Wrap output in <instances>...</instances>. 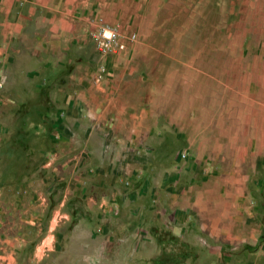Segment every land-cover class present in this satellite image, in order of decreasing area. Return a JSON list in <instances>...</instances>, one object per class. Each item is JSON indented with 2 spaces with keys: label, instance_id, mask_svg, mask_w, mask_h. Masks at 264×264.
I'll list each match as a JSON object with an SVG mask.
<instances>
[{
  "label": "rangeland",
  "instance_id": "obj_1",
  "mask_svg": "<svg viewBox=\"0 0 264 264\" xmlns=\"http://www.w3.org/2000/svg\"><path fill=\"white\" fill-rule=\"evenodd\" d=\"M56 1L30 0L23 31L3 39L0 257L9 242L15 250L0 264H217L195 232V213L210 206L199 192L264 180V0H76L63 15ZM71 74L106 85L113 174L99 190L82 161L70 189L51 184L53 98L78 90ZM23 178L43 195V227L23 229L18 212L9 224ZM101 201L102 220L91 212ZM179 216L186 233L173 229ZM237 249L223 252L238 259Z\"/></svg>",
  "mask_w": 264,
  "mask_h": 264
},
{
  "label": "crops",
  "instance_id": "obj_2",
  "mask_svg": "<svg viewBox=\"0 0 264 264\" xmlns=\"http://www.w3.org/2000/svg\"><path fill=\"white\" fill-rule=\"evenodd\" d=\"M12 1L0 0V39H2L0 41V63L4 61L7 56L6 53H8L3 39L9 41L18 36L23 31V25L28 21L27 13L23 8L28 5L30 0H19L21 5L17 12L13 9ZM75 2L76 0H57L56 7H60V9L57 8L55 12L63 15V7L75 6ZM69 76L70 85L76 83L79 87L78 90L71 93L62 91L63 94L58 92L53 98L55 104L62 107L55 110L59 120L54 125L52 139L56 142L54 145L58 147H56L55 152L54 169L51 172V184L59 185L67 179L65 187L70 189L71 183H74L77 177L73 174L78 171V166L82 161V173L89 176V179L99 175L96 183L100 187L91 186V190H99L102 178L106 182L107 177L113 174L108 162L107 149L109 148L106 136L107 129H105L106 110L103 108L107 94L106 85L105 82L104 84H91L89 78H74L72 74ZM29 84L34 85L37 90L42 86L38 80ZM64 133H68V138H64ZM76 148H79V157H74L75 155L70 158L65 157L67 151ZM45 179L47 178L45 177ZM30 181L29 178H23V189L19 196V198H23V205H21V199H13L12 207L8 209L10 212L9 224L16 223L13 214L18 212L21 217L17 222L23 225V229L34 224L43 227L44 223L43 195L32 187ZM46 181L42 179L39 182L41 188L46 189ZM78 187L77 185L76 192H78ZM83 191L86 192V189L78 195ZM199 194L203 197L201 204L210 206H203L201 212L195 213V222L197 221L195 232L200 235L204 243L211 242L217 248L214 257L216 263L221 264V261L224 260L225 264H264V180L261 179L259 187L254 191L252 189L249 191L230 189L201 191ZM16 195L18 196L19 192H16ZM111 195V203H113L116 200V192L111 193ZM11 198L14 197L11 196ZM100 198L103 199L104 197L100 196ZM127 198L130 199L131 196L127 194ZM127 203L130 204L131 201ZM99 204L98 207H91V212L102 220L103 214L108 213L109 207H105L102 201ZM131 211L130 207L127 209L121 207L120 209L122 214ZM177 219L178 224L175 223L174 225L180 227L173 229H180L186 233L189 229L188 223L184 224L182 216ZM100 224L105 225L104 222ZM163 224V228H172L170 222L164 221ZM14 246L13 241L7 243L6 254L0 257V262L3 261L2 259L9 261L13 258ZM227 246L239 247L237 249L238 259H234L232 255L223 252Z\"/></svg>",
  "mask_w": 264,
  "mask_h": 264
}]
</instances>
